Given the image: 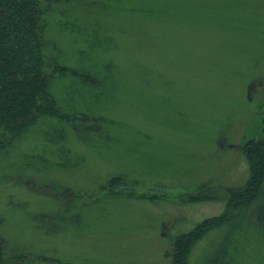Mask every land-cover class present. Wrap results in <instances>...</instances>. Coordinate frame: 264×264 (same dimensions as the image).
I'll list each match as a JSON object with an SVG mask.
<instances>
[{"label": "rangeland", "instance_id": "1", "mask_svg": "<svg viewBox=\"0 0 264 264\" xmlns=\"http://www.w3.org/2000/svg\"><path fill=\"white\" fill-rule=\"evenodd\" d=\"M43 1L78 73L50 91L77 117L40 118L0 160L26 170L0 177L5 264H173L228 207L186 264H264V191L230 205L264 152V0Z\"/></svg>", "mask_w": 264, "mask_h": 264}, {"label": "trees", "instance_id": "2", "mask_svg": "<svg viewBox=\"0 0 264 264\" xmlns=\"http://www.w3.org/2000/svg\"><path fill=\"white\" fill-rule=\"evenodd\" d=\"M48 7L43 0H0V160L11 154L25 134L42 117H55L74 122L75 116L64 115L50 91L55 75L78 74L62 65L52 52L46 38ZM84 77V76H83ZM90 80V76L84 78ZM253 158L252 176L248 186L234 195L230 205L261 201L264 191V152L262 143L249 146ZM14 169V170H13ZM24 172L26 170L22 169ZM21 169L12 168L14 179L21 178ZM12 172L0 177L11 179ZM258 201V202H259ZM256 202L255 204H257ZM229 207L223 217L205 221L194 234L176 243L173 264H186L187 246L210 226L228 219ZM6 241L0 235V264H5ZM219 257L216 262H219Z\"/></svg>", "mask_w": 264, "mask_h": 264}]
</instances>
